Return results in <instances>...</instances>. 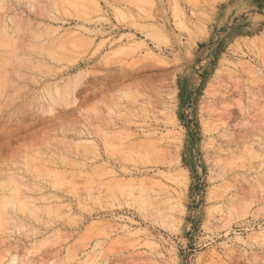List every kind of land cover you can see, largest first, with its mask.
Masks as SVG:
<instances>
[{
    "label": "rangeland",
    "instance_id": "374dc122",
    "mask_svg": "<svg viewBox=\"0 0 264 264\" xmlns=\"http://www.w3.org/2000/svg\"><path fill=\"white\" fill-rule=\"evenodd\" d=\"M0 264H264V0H0Z\"/></svg>",
    "mask_w": 264,
    "mask_h": 264
},
{
    "label": "bare ground",
    "instance_id": "6f19581e",
    "mask_svg": "<svg viewBox=\"0 0 264 264\" xmlns=\"http://www.w3.org/2000/svg\"><path fill=\"white\" fill-rule=\"evenodd\" d=\"M9 185V184H8ZM6 188H8V187H6ZM2 189V188H1ZM16 190V189H15ZM13 190H11V192H12ZM15 196V195H14ZM13 200H14V198H13ZM12 201V200H11ZM165 217V216H164ZM166 218V217H165ZM163 220V219H162Z\"/></svg>",
    "mask_w": 264,
    "mask_h": 264
}]
</instances>
